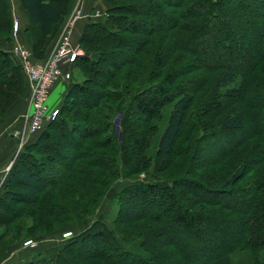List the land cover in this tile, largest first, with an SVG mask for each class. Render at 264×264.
<instances>
[{
  "label": "trees",
  "instance_id": "obj_1",
  "mask_svg": "<svg viewBox=\"0 0 264 264\" xmlns=\"http://www.w3.org/2000/svg\"><path fill=\"white\" fill-rule=\"evenodd\" d=\"M72 2L17 0L25 22L15 36L34 59ZM95 5L57 113L17 152L14 142L0 182V258L30 240L48 245L21 264H264V38L249 30H261L264 0ZM0 12L1 118L28 89L7 0ZM216 44L225 57L210 59ZM255 119L259 130L245 132ZM119 178L134 181L116 192ZM104 198L116 205L109 224L81 227Z\"/></svg>",
  "mask_w": 264,
  "mask_h": 264
},
{
  "label": "built area",
  "instance_id": "obj_2",
  "mask_svg": "<svg viewBox=\"0 0 264 264\" xmlns=\"http://www.w3.org/2000/svg\"><path fill=\"white\" fill-rule=\"evenodd\" d=\"M82 0H74L60 24L55 42L42 59H34L30 49L15 37L17 19L12 20V35L14 40L10 52L18 62L27 81V99L25 110L19 115L20 124L10 131L15 138L16 152L27 141L29 136L38 131L43 124L57 113V106L48 107L45 100L51 86L57 81H66L70 76L69 65L82 49L71 41V33L77 19L83 16ZM98 10L89 15L96 16ZM69 232L61 234L62 237ZM32 245L30 240L23 245Z\"/></svg>",
  "mask_w": 264,
  "mask_h": 264
},
{
  "label": "crops",
  "instance_id": "obj_3",
  "mask_svg": "<svg viewBox=\"0 0 264 264\" xmlns=\"http://www.w3.org/2000/svg\"><path fill=\"white\" fill-rule=\"evenodd\" d=\"M92 0H83L82 1V13L83 16H81L77 21L75 22L72 33H71V41L73 43L77 44V39L79 36V33L81 31L82 25L84 23L86 15H88L90 9H91ZM84 19V20H83ZM25 22V21H21ZM57 35V34H56ZM56 35L51 41L50 45L48 46L46 53L50 49V47L53 45L56 39ZM16 37V36H15ZM18 40V38H16ZM19 41V40H18ZM20 42V41H19ZM22 43V42H21ZM58 82V81H57ZM63 84L64 89V81H60ZM56 82L51 86L50 92L54 88ZM63 93V91H62ZM62 93H60V98L62 96ZM26 99H27V93L26 90L23 93L21 97L16 99L8 108V110L5 112L3 117L0 118V182L3 179L4 172L8 169L11 160L13 158V155L15 154L14 151V142L15 138L11 135L10 131L14 128H17L20 124V121L18 120L19 115L25 110L26 107ZM59 103V102H58ZM57 103V105H58ZM56 105V106H57ZM34 134L29 136L27 141L33 139ZM48 244L40 245L36 248H31L27 246H20L18 243L13 244L0 258V264H21L25 259L30 257L33 253L40 251L44 247H46Z\"/></svg>",
  "mask_w": 264,
  "mask_h": 264
},
{
  "label": "rangeland",
  "instance_id": "obj_4",
  "mask_svg": "<svg viewBox=\"0 0 264 264\" xmlns=\"http://www.w3.org/2000/svg\"><path fill=\"white\" fill-rule=\"evenodd\" d=\"M74 1V0H73ZM83 1V0H82ZM7 3H8V6H9V9H10V14H11V21L15 18V19H17V21H21V19H20V14H19V12H18V8L16 7L17 5H16V3H17V0H7ZM73 3V2H72ZM82 4V3H81ZM72 5V4H71ZM92 6H94V7H92ZM81 7H82V5H81ZM70 8H71V6H70ZM69 8V9H70ZM93 10H98V11H100V9H99V7L97 6V5H95V0H92V4H91V9H90V11H89V13H88V15L91 13V11H93ZM69 11V10H68ZM67 14V13H66ZM2 15H1V12H0V21H2ZM84 20V19H83ZM260 24V23H259ZM262 24H264V23H262ZM262 24H261V30H259V28H258V24H251V26H249V30H251L252 32H254L253 34H255V35H258V36H261V38H264V26H262ZM11 34H12V28H11ZM203 40V35H199V36H196V37H193V40L195 41H193V45H197L196 44V41L197 40ZM197 43H199V42H197ZM200 44H202V41L200 42ZM205 42H204V46H205ZM77 45H78V42H77ZM79 46V45H78ZM131 49V48H130ZM186 52V51H185ZM184 52V53H185ZM197 52V55H199V50H197L196 51ZM130 53V52H129ZM207 53H210V59H211V57H214V58H217V57H219V56H223V57H225V55H223V52L221 51V48L219 47V45H214L213 46V48L212 47H210L209 49H207ZM147 54V52H143L140 56H144V55H146ZM114 58V60H115V57H113ZM222 59V58H221ZM71 71H72V74L73 73H76V69L74 68H72L71 67ZM78 76V75H77ZM62 91H63V84H62V82H60V81H58V82H56V84H55V86H54V88L52 89V91L50 92L49 91V93H48V95H47V98H46V100H45V104L48 106V107H53V106H56L57 105V103L60 101V93H62ZM257 99V95H256V97H254V99ZM167 109L168 108H166V110L165 111H167ZM119 116H120V113H118L117 115H116V117L114 118V124H115V131L117 132L118 131V123H117V121H118V118H119ZM158 125H160V122L159 123H157ZM246 126H245V132H248V131H255L254 129H258L259 130V128L261 127V125H262V122L259 120V119H255V121H253V122H247L246 121V124H245ZM117 140L119 141V136L117 137ZM257 141H260L259 139L257 140ZM260 145H261V149H259L258 151L259 152H261V150L263 149L264 150V142L263 143H260ZM213 151V150H212ZM256 155H257V153H255ZM196 162H193L192 164L194 165ZM228 165L229 164H227L224 168V170L223 171H225L226 170V168L228 169ZM222 167V168H223ZM202 169H203V167H202ZM220 170V169H219ZM200 173H202V171H200V172H198V174H200ZM203 174V173H202ZM140 176H142V174H140ZM134 180H130V179H127V178H119L114 184H113V189L116 191V192H118L123 186H125V185H128V184H130L131 182H133ZM157 202H159L158 200H157ZM156 202V203H157ZM15 206H17V205H15ZM115 210H116V205L114 204V203H111L110 202V200L108 199V198H104L102 201H101V203L99 204V206H98V208L96 209V212H95V214H94V216H90V217H88V218H86L83 222H81L80 223V226L81 227H84V226H86L90 221H92V219H95V218H97V219H101V220H103L106 224H109V221L111 220V218L114 216V213H115ZM134 211H137L136 210V208H134ZM78 229H74V232L75 231H77ZM56 235V236H55ZM57 233L56 234H54V236H55V238H54V241H56L57 240ZM39 237H41V236H39ZM52 238L51 239H47L46 241L48 242V243H51L52 241ZM34 242L35 241H33L32 242V244H34ZM27 247H30L31 245L29 244V245H26ZM245 263V260H244V262L242 261V260H237V264H244Z\"/></svg>",
  "mask_w": 264,
  "mask_h": 264
}]
</instances>
